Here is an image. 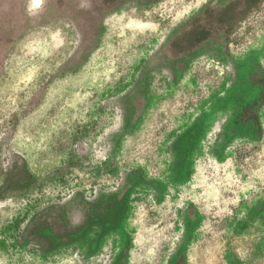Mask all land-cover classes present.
Returning <instances> with one entry per match:
<instances>
[{"label":"rangeland","instance_id":"374dc122","mask_svg":"<svg viewBox=\"0 0 264 264\" xmlns=\"http://www.w3.org/2000/svg\"><path fill=\"white\" fill-rule=\"evenodd\" d=\"M0 0V264H264V0Z\"/></svg>","mask_w":264,"mask_h":264},{"label":"trees","instance_id":"16d2710c","mask_svg":"<svg viewBox=\"0 0 264 264\" xmlns=\"http://www.w3.org/2000/svg\"><path fill=\"white\" fill-rule=\"evenodd\" d=\"M261 0H235L220 10L208 8L205 23L197 20L191 29L175 37L171 48L177 52H186L213 36L218 29H231L243 21L247 15L259 7Z\"/></svg>","mask_w":264,"mask_h":264}]
</instances>
